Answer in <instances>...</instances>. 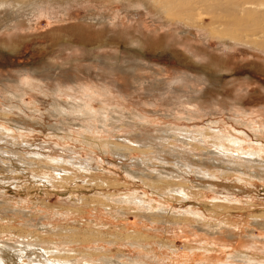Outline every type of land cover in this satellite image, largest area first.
I'll list each match as a JSON object with an SVG mask.
<instances>
[{
  "label": "rangeland",
  "instance_id": "374dc122",
  "mask_svg": "<svg viewBox=\"0 0 264 264\" xmlns=\"http://www.w3.org/2000/svg\"><path fill=\"white\" fill-rule=\"evenodd\" d=\"M136 2L8 10L0 251L28 241L94 263L264 264V50L228 38L252 34L251 19Z\"/></svg>",
  "mask_w": 264,
  "mask_h": 264
},
{
  "label": "bare ground",
  "instance_id": "6f19581e",
  "mask_svg": "<svg viewBox=\"0 0 264 264\" xmlns=\"http://www.w3.org/2000/svg\"><path fill=\"white\" fill-rule=\"evenodd\" d=\"M40 1H42V0H0V10L1 11H5V13L7 12L8 13V15H7V13H6V15H7V17L6 18H4V22L1 20L0 21V28L1 27H3V24L5 23V22H7V20H11L12 21V18L11 17H14L15 16V14H19V13H17V12H19L20 10H26L27 8H31L33 5H34V10H35V6H37L38 7V5L37 4H39L38 2H40ZM133 1V3H137L136 2V0H132ZM262 0H139V3H142V4H144L145 6H153L154 8L155 7H161L162 8V11L164 12V9H169V8H171V7H176V6H178V7H180V9H181V7L183 8L182 10L184 11L183 12V14H184V16H189V17H191L190 15L193 13V12H195L197 9H199V8H203V7H207V8H210V9H212L213 11H214V9H216L217 10V8H219V6H221V5H224V4H226L228 7L227 8H225V9H228L229 11H231V12H233V11H235L236 12V14H237V17L238 18H240V17H244V19H247L246 21H248V19H251V20H249L248 21V24L250 25H248V31H247V29H246V31H247V33L248 32H253L252 34H250V35H248V34H236V32H235V34H233L234 36H232L231 34H229L228 36V38L230 39V41L232 42V41H236V42H239V43H245V44H253V45H255L256 47H259V48H261L262 50H264V1L263 2H261ZM126 2V1H125ZM13 7L11 10L9 9L10 7ZM178 7H176V10H178ZM212 7V8H211ZM222 7V6H221ZM225 7V6H224ZM222 9H224L223 7H222ZM230 9H232V10H230ZM11 11L10 13H11V15H13V16H11L10 17V13H9V11ZM181 10V11H182ZM12 11H14L13 13H12ZM33 11V10H32ZM180 11V10H179ZM198 11H200V9L198 10ZM221 11H226V10H221ZM162 12V13H163ZM176 12H178V11H176ZM216 12H218V14H219V11L217 10V11H215V13ZM228 12V11H227ZM235 12H234V14H233V16H235L236 14H235ZM160 13V12H159ZM197 13V12H196ZM195 13V14H196ZM225 13V12H224ZM23 14V13H22ZM165 14H166V11H165ZM218 14H217V17H218ZM3 15H4V13H3ZM20 15V14H19ZM18 15V16H19ZM179 15H181V12L179 13ZM18 16L16 17L17 19H18ZM21 16V15H20ZM173 16H175V17H177V19L180 17V16H177V15H173ZM173 16H171V18H174ZM184 16H182V18L184 17ZM5 17V16H4ZM162 17V16H161ZM223 17V16H222ZM225 17V16H224ZM181 18V20H185L186 18H183L182 19ZM192 18V17H191ZM225 18H227V16L225 17ZM243 19V20H244ZM213 20H216V16H215V18L213 17ZM221 19H219V22H222V21H220ZM225 21H227L226 19H224ZM237 20V19H236ZM11 21H9V22H11ZM175 21V20H174ZM253 22V24L252 23H249V22ZM186 22V21H185ZM195 22V21H194ZM215 22V21H214ZM218 22V21H217ZM217 22H215L216 24H217ZM218 22V23H219ZM224 22V21H223ZM237 22V21H236ZM245 22V21H244ZM8 23V22H7ZM189 23V22H188ZM192 23V22H191ZM198 23V22H197ZM247 23V22H246ZM245 23V24H246ZM11 24V23H10ZM186 24V23H185ZM216 24H214V23H212V25L213 26H215ZM223 24H225V23H223ZM229 24V23H228ZM231 24V23H230ZM233 24H234V22H233ZM236 24V23H235ZM234 24V25H235ZM240 24V23H239ZM244 24V25H245ZM251 24H252V26H251ZM7 25V24H6ZM190 25V24H189ZM218 25V24H217ZM216 25V27H218ZM236 25H238V24H236ZM243 25V24H242ZM241 25V26H242ZM220 26H221V24H220ZM223 26V25H222ZM225 26H227V23H226V25ZM189 27V26H188ZM237 27V26H236ZM215 28V27H214ZM240 28V27H239ZM244 28V27H243ZM246 28V27H245ZM222 29H223V27H222ZM221 29V30H222ZM237 30H238V28H236ZM218 30H219V27H218ZM216 31H217V29H216ZM218 32V31H217ZM222 32V31H221ZM244 32H245V30H244ZM230 33V32H229ZM222 34V33H221ZM223 34H224V32H223ZM240 45V44H239ZM130 65V64H129ZM137 66L139 65V64H136ZM132 66H134V64L132 65ZM128 67H130V66H125V68H128ZM122 68H124L123 66H122ZM128 69H134V70H137V69H135V68H128ZM130 71H132V70H130ZM133 73V72H132ZM58 108V107H57ZM57 110V109H56ZM59 115V114H58ZM57 117V116H56ZM121 117V116H120ZM115 118V117H114ZM119 120V119H118ZM192 134V133H191ZM170 136V135H169ZM134 137V136H133ZM165 138V137H164ZM163 138V139H164ZM192 138V137H191ZM157 139V138H156ZM177 139V138H176ZM158 140V139H157ZM162 141V139L160 138L159 139V141ZM140 141H142V140H140ZM139 140L137 141V145L139 146V144L141 145V147L143 148V145L145 146L146 145V143H143V142H140ZM150 141V140H149ZM158 141V142H159ZM181 141V140H180ZM191 141V140H190ZM183 142V140L181 141V143ZM152 143V142H151ZM184 143V142H183ZM185 143H187V142H185ZM154 144V143H153ZM156 144V146H158L157 145V143H155ZM161 144V143H160ZM186 145V144H185ZM127 146V145H126ZM164 146V145H163ZM187 146V145H186ZM219 146V145H218ZM217 146V147H218ZM223 147V145L222 144H220V147ZM149 147V146H148ZM220 147H218V148H220ZM170 148V147H169ZM172 148V147H171ZM217 149V148H216ZM164 150V149H163ZM219 150V149H218ZM118 151V150H117ZM226 150L224 149V152H225ZM114 152H116V151H114ZM119 152H121V151H119ZM118 152V153H119ZM126 152V151H125ZM173 153H174V151H172ZM163 153V152H162ZM186 153V152H185ZM211 153H213V155H215L216 157H213L214 158V160L216 161L219 157H218V151L216 152H214V151H212ZM210 153V154H211ZM220 153V152H219ZM224 154V153H223ZM252 154V153H251ZM251 154H249V155H251ZM185 155V154H184ZM220 155V154H219ZM253 156H255V154H252ZM250 156V157H252L253 158V156ZM17 156V155H16ZM173 156V155H172ZM247 156V155H246ZM258 156V155H257ZM225 157V156H224ZM249 157V156H248ZM249 157V158H250ZM175 158H176V156H175ZM220 158H221V156H220ZM223 158V157H222ZM250 159L251 161H253V162H255V159ZM255 158V157H254ZM41 159V158H40ZM184 160V159H183ZM212 160V159H211ZM226 160V159H225ZM249 160V161H250ZM229 161V160H228ZM250 161V162H251ZM17 162H21V161H18L17 160ZM76 161H71L70 163L71 164H76L75 163ZM257 162V161H256ZM26 163V162H25ZM228 163V162H227ZM235 163V162H234ZM252 163V162H251ZM16 165H18L17 163H16ZM23 165H24V162H23ZM30 165V164H29ZM76 165H79V167H88V166H90L88 163H86V164H84V165H82V164H76ZM139 165V164H138ZM137 165V166H138ZM185 165V164H184ZM254 165V164H253ZM20 166V165H19ZM24 167H26V166H24ZM56 167V166H55ZM91 167V166H90ZM187 167V166H186ZM27 169V168H26ZM85 169H88V168H85ZM250 169V168H249ZM138 171V170H137ZM264 171V170H263ZM63 172V171H62ZM131 172V171H130ZM92 173V172H91ZM126 173H129L128 171H126ZM162 173V172H161ZM161 173L159 174V176L158 177H155V181L154 182H159L160 181V183H163L162 181H163V176H164V174H163V176H161ZM149 174V173H148ZM170 174V173H169ZM262 174V173H261ZM61 176V175H60ZM130 176V175H129ZM132 176V175H131ZM130 176V177H131ZM161 176V177H160ZM136 177V176H135ZM140 177V176H139ZM159 177H160V179H159ZM164 177H166V176H164ZM170 177V175H167V177L166 178H168V179H170L169 178ZM134 178V177H133ZM154 179V178H153ZM162 179V180H161ZM166 180V179H165ZM154 182H152V183H154ZM168 184V183H167ZM151 185V184H150ZM162 185V184H161ZM153 186H155V184H153ZM172 186V185H171ZM170 186V187H171ZM174 186V185H173ZM176 186V185H175ZM151 187H152V185H151ZM178 187H180V186H178ZM178 187H174V188H178ZM154 188V187H153ZM172 188V187H171ZM170 188V189H171ZM181 188V187H180ZM181 189H184V188H181ZM169 190V189H168ZM171 193H176V195L177 194H179V195H182V196H185L186 195V193L183 191H179V189H172V190H169ZM178 196V195H177ZM137 200V198H136V196H134V198H127V202H132L133 201V203H134V200ZM139 199H141V198H139ZM137 200V201H139L140 202V200ZM142 200V199H141ZM174 201V200H173ZM124 203V202H123ZM163 215V214H162ZM146 217V216H145ZM158 217H161V215H158ZM23 228V227H22ZM43 227H40L39 228V230L40 231H42L43 229H42ZM66 230V229H65ZM13 231V230H12ZM47 231V230H46ZM218 231V230H217ZM39 232V231H38ZM51 234V233H50ZM71 234V233H70ZM85 234V233H84ZM30 238V237H29ZM37 238H38V236H37ZM40 238V237H39ZM66 238H68V237H66ZM70 238V237H69ZM74 238V237H73ZM32 239V238H31ZM71 239V238H70ZM69 239V240H70ZM86 239V238H85ZM33 240V239H32ZM40 240V239H39ZM24 241V240H23ZM31 241V240H30ZM72 241V240H71ZM132 241V240H131ZM26 243L25 244H23L22 246H16L15 248H14V246H11V245H8L6 248V251H4V252H2V251H0V260H4L5 261V264H122V263H119L118 261H115V260H113V259H102V260H100L99 262H97V263H94V262H92V255H90V254H87V255H85V254H82V253H80V254H78L77 253V251H71V250H65V249H60L58 246H55L54 248H50V247H48V248H46V249H44V248H42L41 246H39L38 244L37 245H35V243H27L28 241H25ZM32 242H35V240L34 241H32ZM39 242V241H38ZM70 242V241H69ZM65 243V242H64ZM131 244V243H130ZM133 244H135V243H133ZM66 247V246H65ZM133 247V246H132ZM139 247V246H138ZM40 248V249H39ZM93 253V252H92ZM237 258L238 259H244V257H243V254H239V256H237ZM236 258V259H237ZM148 262V261H147ZM154 262H156V261H154ZM138 262H136V263H131V264H137Z\"/></svg>",
  "mask_w": 264,
  "mask_h": 264
},
{
  "label": "snow or ice",
  "instance_id": "6c2138e0",
  "mask_svg": "<svg viewBox=\"0 0 264 264\" xmlns=\"http://www.w3.org/2000/svg\"><path fill=\"white\" fill-rule=\"evenodd\" d=\"M245 91H246V89H245ZM238 103H239V101L234 99V101H233V110L236 109V105ZM260 111L262 113H264V102H261V104H260ZM0 264H5V261L4 260H0Z\"/></svg>",
  "mask_w": 264,
  "mask_h": 264
}]
</instances>
